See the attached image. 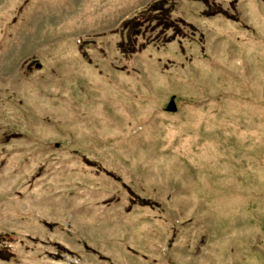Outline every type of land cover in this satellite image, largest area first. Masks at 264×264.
<instances>
[{"label": "rangeland", "instance_id": "374dc122", "mask_svg": "<svg viewBox=\"0 0 264 264\" xmlns=\"http://www.w3.org/2000/svg\"><path fill=\"white\" fill-rule=\"evenodd\" d=\"M151 1L0 0V264H264V0Z\"/></svg>", "mask_w": 264, "mask_h": 264}, {"label": "trees", "instance_id": "16d2710c", "mask_svg": "<svg viewBox=\"0 0 264 264\" xmlns=\"http://www.w3.org/2000/svg\"><path fill=\"white\" fill-rule=\"evenodd\" d=\"M165 1L166 0H152L145 6V8L142 11L138 12L137 15L133 16V18L122 21L119 27L113 31V32L117 31L120 27L127 29V34H128L127 41L125 43L124 42L119 43V48L121 49L122 53L131 54L135 52V50L133 49L134 44H132L133 42L131 41V38H132V35H134L137 32L138 28H140L139 26H142V21H140L139 16L140 14L143 13V11L144 12L145 11L146 12L147 11L157 12L158 15L155 16V20H158V24L160 26L162 25L163 27H166L167 24H169L165 16L166 10L162 9V6L166 4L164 3ZM192 1H199L205 6L204 15L206 16H212L216 13H223L221 11L215 12L214 10H212L210 6L211 5L210 0H192ZM11 258H12V255L10 253H5V252L3 253L2 251H0V260L8 261Z\"/></svg>", "mask_w": 264, "mask_h": 264}, {"label": "water", "instance_id": "95a60500", "mask_svg": "<svg viewBox=\"0 0 264 264\" xmlns=\"http://www.w3.org/2000/svg\"><path fill=\"white\" fill-rule=\"evenodd\" d=\"M166 111L167 112H175L176 111V107H175V104H174V101L171 100L166 108Z\"/></svg>", "mask_w": 264, "mask_h": 264}]
</instances>
